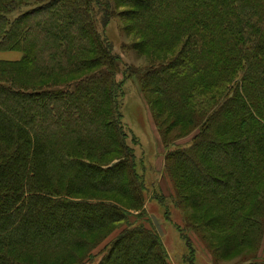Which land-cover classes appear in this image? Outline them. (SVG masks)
<instances>
[{
  "label": "trees",
  "instance_id": "1",
  "mask_svg": "<svg viewBox=\"0 0 264 264\" xmlns=\"http://www.w3.org/2000/svg\"><path fill=\"white\" fill-rule=\"evenodd\" d=\"M120 16L136 52L171 58L121 70L101 32ZM0 51L22 53L0 60V264H168L143 223L128 78L165 146L197 131L164 155L187 229L213 264H264V0H0Z\"/></svg>",
  "mask_w": 264,
  "mask_h": 264
},
{
  "label": "rangeland",
  "instance_id": "2",
  "mask_svg": "<svg viewBox=\"0 0 264 264\" xmlns=\"http://www.w3.org/2000/svg\"><path fill=\"white\" fill-rule=\"evenodd\" d=\"M129 9L131 8L118 7L117 12L128 11ZM128 25L129 22L124 17H115L101 31L111 43L113 53L120 56L121 70L125 67L148 69L157 66L161 61H166L171 58L173 53L170 55H149L148 53L142 55L136 52L133 43L137 39L128 33V29H126ZM21 56L22 53L20 51H0V59L2 60H14ZM189 73L193 74L194 69L192 72H187V74ZM116 81H122L120 74L116 76ZM122 90L124 94L121 106L123 115L122 124L127 133L131 132L136 139L135 144L130 140L127 143L134 150L137 164L136 171L143 177L145 184L144 209L146 214L145 219L147 220H143L144 222L135 221L132 218L130 222L133 225L143 222L147 228L157 232L167 253L168 264H189L186 260L189 256L186 242L181 237L179 230L191 240L194 249L192 264H213L204 243L192 230L187 229L183 212L175 207V194L172 183L164 169V155L166 152L175 148L188 146L197 131H190L188 126L184 129H179L181 134L183 133V136L171 142L168 147L165 146L163 139L159 136L154 125V118L152 116L155 108L157 110L159 109L158 105H152L153 100L151 99H154L155 95L148 90H141L138 82L134 78L124 80ZM177 135L176 133L174 137ZM129 137L131 138L130 134ZM171 139H173V136ZM205 187L208 188L206 185ZM208 192L212 194L210 189ZM105 244L106 241L103 245L95 249L94 253H98ZM263 254L264 236L258 258L261 259ZM94 260L92 264L98 261L96 258ZM218 264H237V260L228 262L220 261Z\"/></svg>",
  "mask_w": 264,
  "mask_h": 264
},
{
  "label": "crops",
  "instance_id": "3",
  "mask_svg": "<svg viewBox=\"0 0 264 264\" xmlns=\"http://www.w3.org/2000/svg\"><path fill=\"white\" fill-rule=\"evenodd\" d=\"M22 57V56H21ZM21 57L20 58H16V59H14V60H3V61H19L20 59H21ZM0 60H2V59H0Z\"/></svg>",
  "mask_w": 264,
  "mask_h": 264
}]
</instances>
